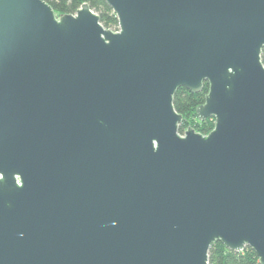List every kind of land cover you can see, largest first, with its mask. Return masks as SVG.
<instances>
[{"label":"water","instance_id":"95a60500","mask_svg":"<svg viewBox=\"0 0 264 264\" xmlns=\"http://www.w3.org/2000/svg\"><path fill=\"white\" fill-rule=\"evenodd\" d=\"M104 1L0 0V264H264V0Z\"/></svg>","mask_w":264,"mask_h":264},{"label":"trees","instance_id":"16d2710c","mask_svg":"<svg viewBox=\"0 0 264 264\" xmlns=\"http://www.w3.org/2000/svg\"><path fill=\"white\" fill-rule=\"evenodd\" d=\"M51 6L56 15L74 14L84 3L99 16L101 25L113 31L118 30V21L108 4L104 0H44ZM261 62L264 65V48L261 51ZM208 91L207 82H203L199 92L192 93L184 87L178 88L173 95V107L182 116V122L178 127V132L182 134L184 130L191 127L201 134L209 133L214 127L213 118L198 121L195 115L197 106L203 104ZM208 264H260L255 253L246 247L244 250L236 252L228 250L219 241H215L208 251Z\"/></svg>","mask_w":264,"mask_h":264}]
</instances>
